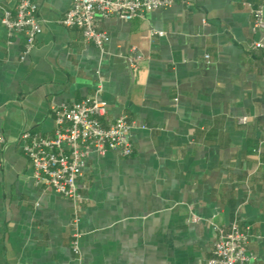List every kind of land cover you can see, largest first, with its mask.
<instances>
[{
    "label": "crops",
    "instance_id": "obj_1",
    "mask_svg": "<svg viewBox=\"0 0 264 264\" xmlns=\"http://www.w3.org/2000/svg\"><path fill=\"white\" fill-rule=\"evenodd\" d=\"M32 1L42 31L24 61L23 39L0 23V264H207L209 221L234 219L249 235L247 264H264V52L250 28L264 0H178L101 19L103 51L59 22L71 0ZM97 87L107 115L133 123V153L90 152L76 254L71 202L35 184L16 138L52 136L53 106Z\"/></svg>",
    "mask_w": 264,
    "mask_h": 264
},
{
    "label": "built area",
    "instance_id": "obj_2",
    "mask_svg": "<svg viewBox=\"0 0 264 264\" xmlns=\"http://www.w3.org/2000/svg\"><path fill=\"white\" fill-rule=\"evenodd\" d=\"M177 1L71 0L59 22L67 27L79 28L86 42L103 51L107 33L98 28L99 20L111 17L131 20L143 17L155 9L171 7ZM10 2L12 4L7 5ZM0 10V23L5 28L6 35L9 38L23 39L19 60L24 61L42 31L37 5L32 0H0ZM251 15V31L261 34L260 39L251 43V48L264 52V7L253 8ZM129 60L132 65H136L138 58L130 57ZM100 93L101 87H97L94 94L87 99L61 102L53 106L55 127L52 136L24 130L16 138L20 149L31 163L35 184H43L71 202V249L76 254L79 253V207L84 188L79 180L90 152L104 155L113 151L120 156H130L133 153V123L125 114L109 117ZM240 120L244 122L246 117L243 116ZM4 142L5 137L0 134V145ZM191 219L198 221L200 218L193 215ZM209 222L215 232V240L207 264H247L252 259L253 256L247 248L249 235L239 227L236 219L227 227Z\"/></svg>",
    "mask_w": 264,
    "mask_h": 264
}]
</instances>
